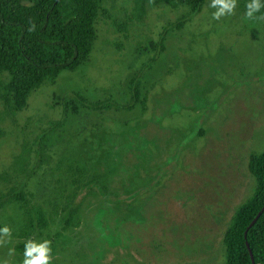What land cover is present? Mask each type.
<instances>
[{
  "label": "rangeland",
  "instance_id": "rangeland-1",
  "mask_svg": "<svg viewBox=\"0 0 264 264\" xmlns=\"http://www.w3.org/2000/svg\"><path fill=\"white\" fill-rule=\"evenodd\" d=\"M211 3L160 53L163 28L186 9L149 7L123 33L99 18L88 63L3 119L0 194L22 189L47 227L29 233L17 205L0 209L11 233L0 235V264H23L18 248L29 240L51 241L50 264H224L223 234L253 192L249 156L264 151V30L240 0L218 20ZM122 4H106L113 20L122 15L111 6ZM136 76L144 108H70L53 127L55 96L125 105ZM68 207L77 208L71 226Z\"/></svg>",
  "mask_w": 264,
  "mask_h": 264
},
{
  "label": "trees",
  "instance_id": "trees-1",
  "mask_svg": "<svg viewBox=\"0 0 264 264\" xmlns=\"http://www.w3.org/2000/svg\"><path fill=\"white\" fill-rule=\"evenodd\" d=\"M206 0H123L120 6H111L119 19L112 18L108 2L114 0H0V125L3 119L22 112L30 96L42 85H53L62 72H75L89 61L96 41L95 24L99 18L110 21L118 32H127L135 24H141L149 7L167 6L171 10L186 9V13L174 23L163 28L157 53L163 51L167 35L180 30L199 15ZM251 0H240L239 10L246 17V5ZM253 24H263L264 0ZM35 29L30 31L32 25ZM264 41V34H263ZM153 61L155 60L152 59ZM152 61V62H153ZM130 101L125 105L109 100L89 102L82 95L72 92L54 102L61 107V118L53 124L63 128L69 109L81 107L91 111H131L137 104L145 107L141 99L140 80L130 81ZM1 136V130H0ZM25 160H19L22 166ZM247 169L254 181L253 192L230 217L222 237L224 264H264V151L251 154ZM17 205L25 217V227L41 230L47 220L40 208H33L22 189H12L0 194V209ZM68 226L74 225L77 208L68 207ZM261 212L252 226L255 217ZM29 234H27L28 236ZM19 251L25 248H18Z\"/></svg>",
  "mask_w": 264,
  "mask_h": 264
},
{
  "label": "clouds",
  "instance_id": "clouds-1",
  "mask_svg": "<svg viewBox=\"0 0 264 264\" xmlns=\"http://www.w3.org/2000/svg\"><path fill=\"white\" fill-rule=\"evenodd\" d=\"M210 6L217 9L213 14V18L218 20L220 17L234 12L236 0H212ZM261 7L260 0H251V2L246 5V17L252 19L254 14L260 11ZM259 19H264V17H259ZM34 29L35 25L33 24L29 30L32 31ZM10 234V229L7 226L0 229V235L9 236ZM0 243H3V241L0 240ZM50 245L51 241L48 240H44L42 243H38L34 240L27 241L25 243L23 264H50Z\"/></svg>",
  "mask_w": 264,
  "mask_h": 264
},
{
  "label": "water",
  "instance_id": "water-1",
  "mask_svg": "<svg viewBox=\"0 0 264 264\" xmlns=\"http://www.w3.org/2000/svg\"><path fill=\"white\" fill-rule=\"evenodd\" d=\"M264 210V207H263V209H261V212ZM261 212L255 217V219L251 222V224L249 225V227L250 226H252L253 224H254V222L257 220V218L261 215Z\"/></svg>",
  "mask_w": 264,
  "mask_h": 264
}]
</instances>
